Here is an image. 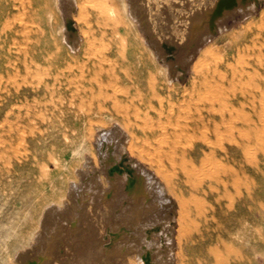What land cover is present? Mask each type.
Segmentation results:
<instances>
[{
  "label": "rangeland",
  "instance_id": "rangeland-1",
  "mask_svg": "<svg viewBox=\"0 0 264 264\" xmlns=\"http://www.w3.org/2000/svg\"><path fill=\"white\" fill-rule=\"evenodd\" d=\"M140 6L142 0H135L142 13L135 18L123 0H0V211L9 208L11 214L12 202L14 208L28 201L25 180L35 166L31 171L27 164L29 175L23 172L17 181L7 182L6 177L18 166L15 155L33 150L36 162L44 159L45 150L37 149L42 139L49 141L52 154L68 153L74 146L79 151L75 160L96 158L97 129L110 128L117 120L108 114L98 118L91 111L104 94L123 105L126 92L134 96L139 87L134 79L138 75L142 95L135 98L141 107H132L131 115L139 112V118L130 127L119 125L138 135L131 141L129 134L125 152L153 174L176 204L170 236L175 248H167L163 257V251L154 252L153 258L169 261L171 254L172 264H215L217 257L224 258L223 264H264V14H259L264 0L252 17L231 19L214 43L202 45L183 77L171 81L145 36L151 29ZM113 7L117 27L104 19ZM187 7L189 0H175L159 9L170 16ZM66 15L77 30L76 49L64 30ZM223 62L233 66L219 68L204 88L194 67ZM92 63L108 73L112 87L104 94L78 86L86 87L83 75ZM248 66L257 72L249 73ZM68 84L74 88H66ZM146 136L154 138L146 141ZM169 150L171 158L160 160V152ZM73 162L69 158L64 171ZM99 175L107 186L106 176ZM94 207L86 208L91 220L98 218L99 207ZM95 222L97 235L103 223ZM161 235L164 230L147 240L159 246ZM163 241L170 242L167 236ZM22 243L15 240L13 246ZM179 245L183 251L177 254ZM132 258L125 263L139 264Z\"/></svg>",
  "mask_w": 264,
  "mask_h": 264
},
{
  "label": "bare ground",
  "instance_id": "bare-ground-1",
  "mask_svg": "<svg viewBox=\"0 0 264 264\" xmlns=\"http://www.w3.org/2000/svg\"><path fill=\"white\" fill-rule=\"evenodd\" d=\"M173 1L175 0H142V6L147 12V29H151V31H146L145 36L156 50L155 53L159 60L166 65V80L174 77L181 79L186 67L192 62L202 45L214 43L219 32L225 30L231 19L237 17L240 21H244L252 17L261 0H189L190 8L187 7L188 10L185 12L181 8L177 15L173 11L170 16L160 14L159 7L163 2L171 7ZM123 2L126 7H129L130 13L137 14L135 18L142 14L134 7L135 0H123ZM114 11L115 8H111V13L109 12L104 19L106 22L112 20L117 27V21L113 16ZM259 14L263 15L264 11L260 10ZM142 22L146 23L145 20ZM66 23L65 33L67 38L72 40H70L71 46L76 49L77 30L68 15H66ZM116 30L114 28L110 32L112 40H114L113 35ZM95 65L96 63L86 71V75L82 74L87 83L86 87L78 86L89 93L98 91L104 94L108 88L112 87V84L104 68L98 71ZM231 65L223 62L221 65L199 67L197 64L194 68L196 72H199L200 83L205 88L213 83L219 68L229 70ZM248 68L249 73L257 72L251 66ZM239 70L244 72L247 69L239 68ZM78 76L75 77L78 78ZM134 77L139 87L135 85L134 96L129 95L126 89L127 95L123 105L112 103V98L104 94L103 98L97 100L98 106L90 113V115H97L98 118L108 114L110 119L117 120V123L110 128L97 129L98 138L94 143L97 149L96 158L92 155L89 159L86 154V156L83 155L86 157L83 158L84 160H75L79 151L74 146L69 147L68 153L52 154L48 151L50 143L45 139H42L41 145L37 147L38 150H45L43 157L45 160L36 162L37 156L33 150L23 155H15L16 151L13 153L18 166L12 169L10 175L6 177L7 182L17 181L23 172L29 175V172H26L27 164L31 165V171L35 166L36 172H31L25 180L29 189L26 194L28 201H19V206L14 208V202H12L11 214L7 212L9 208L0 211V222L3 225L0 228V264H126L125 261L128 263L131 260L128 258L131 256L139 264H172L170 253L169 261L159 258L155 260L156 257L153 258L152 254L163 251V257L167 248L170 249L169 252L175 248L173 240L170 239L175 201L150 171L127 157L125 144L129 134H131L130 138L132 136L131 141L135 140L138 135L135 131L127 133V129L119 126L130 127L139 118V112L135 116L131 115L132 107H141V103L135 98L136 95L141 94V80L138 75ZM68 79L69 77L66 80ZM66 88L73 89L74 87L69 85ZM143 103H145L144 100ZM87 118L89 116H86ZM62 137L65 140L69 138L65 132ZM151 138L154 137L151 136ZM151 138L146 136L144 139L147 141ZM170 153V150L160 152V160L171 158ZM68 154L70 155L67 158ZM69 158H72L75 164H70L68 170L64 171ZM49 165L53 166L52 170L49 169ZM100 173L106 176L107 186L99 175ZM189 175L185 176L189 178ZM89 204L95 206L94 208L99 207L97 209L98 218L93 215L96 218L95 221L99 224L103 223V226L101 224L102 231L97 235L96 222L89 219V210L86 209ZM163 230L166 235H161L160 247L157 246L158 244L155 245L153 240L149 243L148 238L151 239L152 235ZM165 236L170 240L168 244L163 241ZM15 240H23L24 244L22 243L20 248H15L13 246ZM182 251L179 245L177 254ZM223 259L217 257L215 264H223Z\"/></svg>",
  "mask_w": 264,
  "mask_h": 264
}]
</instances>
